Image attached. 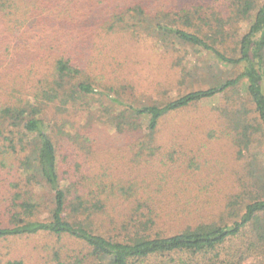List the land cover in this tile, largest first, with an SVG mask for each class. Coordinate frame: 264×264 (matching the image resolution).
<instances>
[{
    "label": "trees",
    "instance_id": "16d2710c",
    "mask_svg": "<svg viewBox=\"0 0 264 264\" xmlns=\"http://www.w3.org/2000/svg\"><path fill=\"white\" fill-rule=\"evenodd\" d=\"M112 2L0 0V245L50 239L36 261L0 247V264H264V158L249 155L264 142V0ZM127 37L213 61L183 64L180 83L199 80L165 101L130 102L119 71L137 55L114 42ZM222 137L245 165L240 195L221 209L209 187L175 198L167 174ZM111 148L120 159L99 167Z\"/></svg>",
    "mask_w": 264,
    "mask_h": 264
},
{
    "label": "rangeland",
    "instance_id": "374dc122",
    "mask_svg": "<svg viewBox=\"0 0 264 264\" xmlns=\"http://www.w3.org/2000/svg\"><path fill=\"white\" fill-rule=\"evenodd\" d=\"M112 4L117 5V0H112ZM152 4V5H157ZM248 25L247 21L240 23L243 30ZM127 38H117L115 45L124 41V47L120 50L126 55H137V62L134 64H128L119 71V76L125 83L130 85V88H126L125 95L127 101L132 102H162L169 97H173L180 91H184L185 87L189 89L193 85L197 77V73L194 76L185 77V85L180 83L182 75V65L185 64L190 69L202 68L207 70L209 63H212L213 59L203 51H198L196 48L189 47L187 49L186 57L182 62H173V54L170 52H162L156 49L151 41L143 40L141 43H131L133 41ZM221 103L220 98L203 100V105L200 107H193L192 110L199 113L202 107H205L207 112L213 109L216 105ZM182 114L178 118H182ZM105 136V135H104ZM96 138V137H95ZM100 138V137H99ZM100 149H107L111 146L110 141H105L100 138ZM177 141H183V138L177 139ZM232 138L222 137L212 139L209 143L203 146L199 141H194L191 148L195 156L187 157L184 155L176 168H173L167 174V178L162 181V185H165V180L169 182H177L180 185L179 192L175 194V198H182L187 200L185 195L198 193L199 191L209 187L207 190L206 198L210 201L214 207L221 209V202H227L229 197H238L242 188L248 183V177L246 176L245 165L242 158L237 153L238 149L232 142ZM258 155V158H264V142L259 140L254 143L249 150V155ZM120 151L116 148H111L109 153L97 152L96 158L99 167L105 163L111 162L118 157L120 159ZM131 154L124 153L126 162ZM190 155H193L192 153ZM132 156V155H131ZM193 160V162H192ZM128 163V162H127ZM156 163L149 164L151 171L155 168ZM189 165V166H188ZM163 170V169H162ZM164 178V177H163ZM185 188V189H184ZM188 188V190H186ZM189 188L193 192L189 191ZM184 192V193H183ZM197 201V200H196ZM229 222V220H228ZM46 242H50V239L45 235H34L32 237H21L14 239L10 242H6V245H0L1 253L7 254L10 257L24 256L26 260L36 261L39 256L45 254L44 245ZM226 246H231L237 253L236 259L239 257L240 241L234 243H227ZM226 252V251H224ZM252 258H248L246 263H250Z\"/></svg>",
    "mask_w": 264,
    "mask_h": 264
}]
</instances>
